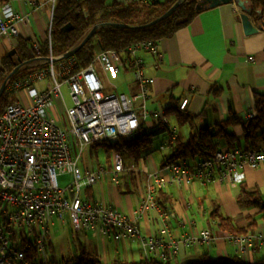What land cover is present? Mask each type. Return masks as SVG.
<instances>
[{
  "label": "built area",
  "instance_id": "2783aa9c",
  "mask_svg": "<svg viewBox=\"0 0 264 264\" xmlns=\"http://www.w3.org/2000/svg\"><path fill=\"white\" fill-rule=\"evenodd\" d=\"M44 3L49 11L48 58L35 59L32 64L39 63L44 67H37L8 84V90L16 97L0 113V264H51L48 249L57 225L69 227L74 234L90 233L116 241L138 239L146 259L159 254L166 260L176 253L179 244L209 245L213 234L207 228L197 233L184 232L174 238L163 224L160 234L143 237L138 221L149 212L165 218V211L157 204L155 194L169 182H242L246 167L254 169L264 165V144L257 148H220L212 157L192 162L167 161L163 168L169 177L148 172L149 182L131 215L98 200L86 199L84 190L98 181L104 169H81L79 161L84 150L92 144L131 136L145 127L146 101L152 78L144 74L138 51L155 52L157 39L134 42L123 54L100 49L86 66L69 72L65 70L66 64H55L57 56L50 51L56 0ZM27 21L28 15L17 14L9 4H3L0 7V41L11 42L19 33L18 25ZM96 64L112 74L128 70L136 92L104 93ZM44 77L49 78L46 86L38 88L36 83ZM62 84L70 100L64 111L66 127L54 123L49 115L53 101L63 97ZM186 104L187 99L177 102L179 109H184ZM151 113L156 121L168 125L161 109L156 108ZM252 115L248 114V118ZM175 140V128L168 126L167 142L161 144L160 149L171 147ZM124 169L123 157L112 152L111 180L115 186ZM66 173L71 180L61 186L58 177ZM226 237L239 257L246 256L254 244L264 248V228L245 235L228 233Z\"/></svg>",
  "mask_w": 264,
  "mask_h": 264
},
{
  "label": "crops",
  "instance_id": "0c3cea01",
  "mask_svg": "<svg viewBox=\"0 0 264 264\" xmlns=\"http://www.w3.org/2000/svg\"><path fill=\"white\" fill-rule=\"evenodd\" d=\"M45 1L4 0L0 4V7L5 3L9 4L17 14L28 15V21L18 25L19 33L11 42L0 41V57L6 51L12 50L19 38L29 40L35 52L38 50V46L47 36L49 11ZM40 5L41 7H37ZM240 12L232 3L203 8L186 26L177 29L169 37L157 39L155 52L138 51L143 60L144 74L152 78L146 101L148 113L144 121L145 127L158 123L151 113L152 110L159 108L164 114L166 106H178V101L187 99L183 110L195 116L191 126L178 125L174 118L164 115L168 126L175 128L176 139L185 140L190 133L200 128L213 131L215 124L222 122L229 115L236 118L235 124L229 129L237 137L241 136L243 123L249 119L248 114H253L255 93L264 94V30L257 28L251 21L256 30L244 33ZM95 69L104 93L136 92V85L128 70L112 74L103 71L98 64ZM109 74L116 79V83L109 81ZM106 81L111 88L106 86ZM66 106L68 105L64 97L57 98L53 101L50 111L54 109L60 116L64 114ZM167 138L165 133L155 136L151 145L141 152L136 163L123 156L125 169L121 172V181L117 186L96 195L93 188L95 185H92L88 187V191V188L84 190L83 196L131 215L149 182L147 173L156 172L169 177L161 161L163 156L168 154L170 146L160 149V145L167 142ZM220 148L227 147L222 145ZM244 172L242 182L248 187L257 185L264 199V165L254 169L246 167ZM160 190L168 197L165 218L161 219L156 212H149L141 217L138 224L143 237L160 234L163 224L169 228L174 238L180 237L184 232L197 233L206 228L213 234L209 245L179 244L176 253L168 258L172 264H200L201 257L205 255L210 261L232 262L235 258L243 264H249L264 255V248L258 247L257 244H254L246 256L236 255L234 246L226 237L229 232L219 230L214 220L209 217L212 200L219 205L223 215L236 218V224L239 226L246 224V214L257 212L255 208L247 209L237 204L235 198L239 192V183L217 180L207 184L169 182ZM87 192L90 193V198ZM56 228L53 232L57 235L62 230L70 231L67 226L57 225ZM262 228L264 221H260L254 231ZM81 235L83 238L77 239L76 247L79 242L82 243L88 251L99 255L102 264H109L116 258L126 261L146 259L138 239L116 241L111 237L90 233ZM86 235L95 238L96 244H92ZM153 258L164 261L159 254Z\"/></svg>",
  "mask_w": 264,
  "mask_h": 264
},
{
  "label": "trees",
  "instance_id": "16d2710c",
  "mask_svg": "<svg viewBox=\"0 0 264 264\" xmlns=\"http://www.w3.org/2000/svg\"><path fill=\"white\" fill-rule=\"evenodd\" d=\"M176 1L56 0L50 32L51 54L53 56L62 55L80 42L96 24L99 25L98 28L73 55L57 60L56 63L66 64L65 70L73 72L90 63L94 54L100 49H110L123 54V51L134 42L169 37L177 29L186 26L197 14L195 10L197 0H181L178 7L165 19L145 27H139V25L160 15ZM3 2L4 0H0V4ZM247 2L251 7L249 14L251 21L257 28L264 30V0H247ZM111 23L114 24L111 25ZM117 23L126 24L127 27L117 25ZM67 24L68 29L64 30L63 27ZM13 49V53L6 51L0 57V84L14 66L19 62L23 64L7 81V85L0 96V113L16 97L14 93L8 90V84L32 71V69L27 68V63L36 58L46 59L49 55L47 40L38 46L39 55L36 54L27 39H17ZM42 66L44 67V65ZM164 115L174 118L178 125L187 124L188 126L192 125L195 117L183 109H179L175 104L166 106ZM235 122V116L229 115L222 122L215 124L213 131L200 128L190 133L185 140L176 139L168 154L163 156L161 165L173 160L206 159L212 157L222 145L227 148L236 146L257 148L263 145L264 94L255 93L253 115L243 123L240 137H237L229 129ZM162 133L168 137V125L158 122L148 128L142 127L138 133L131 136L118 137L112 141L92 144L88 147H102L106 152H117L122 157H127L136 163L141 152L151 145L152 139ZM87 196L90 198L89 192H87ZM155 200L160 209L165 211L168 201L166 193L163 190H158L155 194ZM235 200L238 205L244 208L257 209L255 214L244 216L245 225L239 226L236 224V218L223 215L219 205L214 200L211 202L209 217L214 220L219 230L227 231L232 235H245L253 232L260 221H264V199L259 187L257 185L248 187L244 182H240L239 192ZM206 256L201 257L200 264H243L235 258L232 262L210 261ZM60 264H102V260L99 255L88 251L79 242L74 252L61 258ZM109 264H172V261L170 259L158 261L153 257L138 261L116 258ZM249 264H264V255Z\"/></svg>",
  "mask_w": 264,
  "mask_h": 264
},
{
  "label": "rangeland",
  "instance_id": "374dc122",
  "mask_svg": "<svg viewBox=\"0 0 264 264\" xmlns=\"http://www.w3.org/2000/svg\"><path fill=\"white\" fill-rule=\"evenodd\" d=\"M33 62V61H32ZM32 62H29L26 64L29 69H36L37 67H41L39 63L32 64ZM56 67V65L54 64ZM109 81L111 83H116V79L112 75H108ZM51 79V78H50ZM41 80V79H40ZM49 80L48 77H44L43 80L36 83V86L38 88H43L46 86L47 81ZM58 80H60L58 78ZM106 86L111 88L110 84L106 81ZM61 91L63 94V97L67 103V105H70L69 96L66 92L65 85L62 84ZM56 110L52 109V111L49 112L50 117L52 118L54 123H57L58 125H61L62 127L67 126V122L65 119L64 114L58 115L56 114ZM79 166L81 169H84L85 167L89 169L96 170L98 167H102L104 170L101 173V175L98 178V183L94 184L93 187L95 190L96 195H99L100 192L108 191L110 188L115 187L114 182H112V152H106L102 147H87L82 155V158L79 161ZM71 176L66 173L62 174L58 177V182L61 186H64L68 182H70ZM121 181V172L118 175V183ZM82 233H79L78 235L68 231V230H62L61 232L55 234L52 232L53 240L51 239L50 242V249H48V257L51 264H60V260L63 256L67 254H71L76 250V241L77 239H82L83 235ZM89 236L87 239H90L92 244H96V239L91 238L92 236Z\"/></svg>",
  "mask_w": 264,
  "mask_h": 264
},
{
  "label": "water",
  "instance_id": "95a60500",
  "mask_svg": "<svg viewBox=\"0 0 264 264\" xmlns=\"http://www.w3.org/2000/svg\"><path fill=\"white\" fill-rule=\"evenodd\" d=\"M181 0H177L172 6H170L167 10H165L163 13L160 15L156 16L152 20L139 25V27H145L152 25L154 23H157L166 17H168L180 4ZM227 3H232L235 4L239 9H240V22L241 26L243 29L244 33H250L256 30V27L252 24L251 19L249 17V14L251 13V7L248 4L247 0H197L195 4V10L199 12L203 8H208V7H215L221 4H227ZM114 23H111V25ZM116 24V23H115ZM117 25L127 27L126 24H119ZM98 24L94 25L87 33L86 35L82 38L80 42H78L76 45H74L72 48L67 50L61 55V58H66L68 56L73 55L87 40L88 38L95 32V30L98 28ZM64 30L68 29V24L63 27ZM14 49L10 50L9 53H13ZM23 63L19 62L16 66L13 67V69L6 75V77L2 80L0 84V96L2 95L5 85L8 81V79L16 73V71L21 67Z\"/></svg>",
  "mask_w": 264,
  "mask_h": 264
},
{
  "label": "bare ground",
  "instance_id": "6f19581e",
  "mask_svg": "<svg viewBox=\"0 0 264 264\" xmlns=\"http://www.w3.org/2000/svg\"><path fill=\"white\" fill-rule=\"evenodd\" d=\"M69 57V56H68ZM67 58V57H66ZM37 59V58H36ZM63 59L61 58V55L57 56V60Z\"/></svg>",
  "mask_w": 264,
  "mask_h": 264
}]
</instances>
